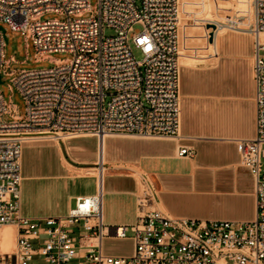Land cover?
<instances>
[{
    "label": "built area",
    "instance_id": "obj_1",
    "mask_svg": "<svg viewBox=\"0 0 264 264\" xmlns=\"http://www.w3.org/2000/svg\"><path fill=\"white\" fill-rule=\"evenodd\" d=\"M253 5L255 135L239 140V163L254 178L255 218L167 215L156 207L153 183L140 174L136 222L109 226L102 213L105 139L180 138L179 0H0V23L20 32L26 47L33 44L35 61L53 63L11 69L15 59L5 55L0 28L1 79L11 76V91L16 87L26 104L20 113L0 90V226L16 229L14 250L0 252V264H264V0ZM48 13L62 17L43 19ZM106 28L114 35L106 36ZM54 52L72 57L54 59ZM88 136L97 138L101 186L98 179L95 193L77 196L66 215H23L25 144ZM177 154L193 156V149L180 145ZM111 236L131 237L132 254L104 253Z\"/></svg>",
    "mask_w": 264,
    "mask_h": 264
},
{
    "label": "crops",
    "instance_id": "obj_2",
    "mask_svg": "<svg viewBox=\"0 0 264 264\" xmlns=\"http://www.w3.org/2000/svg\"><path fill=\"white\" fill-rule=\"evenodd\" d=\"M182 1L185 5L191 2ZM249 2L253 9L254 0ZM207 27L214 32L218 29L214 21ZM209 45L206 55L180 62L179 139H105V224L130 226L136 222L140 174L153 183L158 194L156 207L167 215L197 220L255 218L254 178L239 163V140L255 135L254 37L250 30L228 27L215 33ZM37 141L26 143L22 150L21 212L29 217L66 215L77 196L95 193L101 179L96 166L97 138ZM180 145L190 146L193 156H179ZM90 168L97 173L76 172ZM82 179L94 182L95 189L79 191ZM107 239L129 241L130 246L106 251ZM104 241L106 254L129 255L134 249L131 237L111 236Z\"/></svg>",
    "mask_w": 264,
    "mask_h": 264
},
{
    "label": "rangeland",
    "instance_id": "obj_3",
    "mask_svg": "<svg viewBox=\"0 0 264 264\" xmlns=\"http://www.w3.org/2000/svg\"><path fill=\"white\" fill-rule=\"evenodd\" d=\"M96 1L97 0H90L91 4H95ZM179 4V62L188 57L200 58L210 52L209 42H211L215 33L221 29L235 27L251 30L254 14L249 0L242 2L237 0H191V2L186 5L182 0H179ZM86 15L88 16L89 14ZM54 17L62 16L56 13H48L43 17V19ZM209 21L217 23L218 29L216 32L208 29L207 23ZM1 25L5 28L8 39L5 46V55L8 59L11 57L15 59V62H11L10 64L11 69H40L53 66V63L50 60L35 61V48L33 44L29 42L28 47H26V42L20 32L12 31L6 24L0 23V26ZM134 29H141V25L135 24ZM105 35H114V31L106 28ZM134 55L136 59H142V54L136 49H134ZM70 57H72V54L69 52L52 53V58L54 59H64ZM0 73H2L1 69ZM10 79L11 76H3L2 82H0V90L3 93L5 100L7 102L11 101L18 108L19 112L23 113L26 106L24 98L16 87H13V90L11 91L9 87V84H11ZM5 118L9 119L10 115H6ZM43 140L46 139H42L37 142ZM93 189H95V184L91 180L82 179L79 181V191H91ZM5 230H9V228H2L0 230V242L1 235ZM127 235H132V232L129 230ZM11 246L12 243L4 248L0 243V252H9ZM127 246H130L129 241H113L109 239L104 241L106 251L110 252L121 251Z\"/></svg>",
    "mask_w": 264,
    "mask_h": 264
},
{
    "label": "bare ground",
    "instance_id": "obj_4",
    "mask_svg": "<svg viewBox=\"0 0 264 264\" xmlns=\"http://www.w3.org/2000/svg\"><path fill=\"white\" fill-rule=\"evenodd\" d=\"M34 141H36V140H34ZM76 172L80 173V174H84V173L85 174H95V173H97V170L93 169V168H90V169L76 170ZM99 185L101 186V179H99ZM7 227L8 228H12L14 233L12 234V232L10 230L3 231L2 235H1V242L0 243L2 244V246L4 248L6 246H8L10 243H12V246H11L10 251H9V252H12L14 250V247H15V232H16V229H15V227L13 225L5 224V225L0 226V230L2 228H7ZM12 238H13V241H12Z\"/></svg>",
    "mask_w": 264,
    "mask_h": 264
},
{
    "label": "water",
    "instance_id": "obj_5",
    "mask_svg": "<svg viewBox=\"0 0 264 264\" xmlns=\"http://www.w3.org/2000/svg\"><path fill=\"white\" fill-rule=\"evenodd\" d=\"M0 28L5 31V28L3 26H0ZM0 82H2L1 75H0Z\"/></svg>",
    "mask_w": 264,
    "mask_h": 264
}]
</instances>
